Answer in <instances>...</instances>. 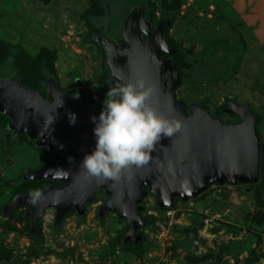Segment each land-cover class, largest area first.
<instances>
[{
    "label": "rangeland",
    "instance_id": "rangeland-1",
    "mask_svg": "<svg viewBox=\"0 0 264 264\" xmlns=\"http://www.w3.org/2000/svg\"><path fill=\"white\" fill-rule=\"evenodd\" d=\"M139 1L0 0V79L16 74L24 84L42 89L51 75L59 89L71 93L79 77L87 84L86 99L99 107L112 82L107 83L106 53L95 40L94 20L105 11L110 24L117 25L121 13ZM235 2L146 0L154 27L171 20L168 41L178 49L173 59L182 72L177 97L188 102L186 107L201 104L226 124L239 121L225 113L227 101L252 103L262 115V151L264 37L256 40L261 26L257 30L248 21L254 15L264 19V0H251L253 10L237 8ZM8 119L0 112V131ZM20 139L7 144L0 133V264H264L261 173L257 183H214L188 200L176 197L174 207L164 209L148 193L142 203V239L135 244L125 239L126 220L110 211L98 213L109 197L104 188L83 215L72 208L57 220V209L47 207L39 221H32L30 207L18 197L65 183L24 182L26 169L52 159L25 135ZM240 208L247 218L239 217Z\"/></svg>",
    "mask_w": 264,
    "mask_h": 264
},
{
    "label": "water",
    "instance_id": "water-1",
    "mask_svg": "<svg viewBox=\"0 0 264 264\" xmlns=\"http://www.w3.org/2000/svg\"><path fill=\"white\" fill-rule=\"evenodd\" d=\"M170 25L171 20L164 18L153 29L145 12H134L124 21V43L118 44L105 34L96 36L95 40L105 50L112 83H126L138 74L144 75L156 86L150 102L165 115L180 117L182 129L173 137H163L146 164L130 167L115 182L100 183L87 176L80 167L84 156L71 158L67 164L56 161L53 165L27 170L23 181L50 179L65 183L60 188L49 187L37 204H32L27 195L18 197L19 202L30 207L32 221H39L47 207L57 209V220L72 208L83 215L85 206L104 188L109 197L98 213L110 211L120 220H126L125 239H133L137 244L142 239L140 228L145 225L142 203L148 193L153 194L158 206L164 209L174 207L176 197L188 200L214 183L259 181L258 116L252 104H239L234 99L227 101L225 113L239 118L238 122L230 124L214 117L199 103L192 102L186 107L185 100L176 94L182 83L180 70L170 57L163 58L178 52L168 41ZM75 81L78 90L73 94L59 89L55 81H48L44 84L45 97L40 90L22 85L16 79H0V106L4 103L8 110L1 111L12 118L23 119L38 139V146L63 155L71 151L89 152L96 144L93 131L96 122L92 116L98 117L102 109L85 100L89 93L85 81L79 77ZM71 113L76 114L74 123Z\"/></svg>",
    "mask_w": 264,
    "mask_h": 264
},
{
    "label": "clouds",
    "instance_id": "clouds-1",
    "mask_svg": "<svg viewBox=\"0 0 264 264\" xmlns=\"http://www.w3.org/2000/svg\"><path fill=\"white\" fill-rule=\"evenodd\" d=\"M155 91L156 86L141 74L126 83H112L99 116H92L96 144L80 163L87 176L100 183L118 181L130 167L146 164L163 137L182 129L180 117L167 116L150 102ZM70 115L74 123L76 114ZM27 195L37 204L44 192L37 187Z\"/></svg>",
    "mask_w": 264,
    "mask_h": 264
},
{
    "label": "flooded vegetation",
    "instance_id": "flooded-vegetation-1",
    "mask_svg": "<svg viewBox=\"0 0 264 264\" xmlns=\"http://www.w3.org/2000/svg\"><path fill=\"white\" fill-rule=\"evenodd\" d=\"M134 12L135 13L136 12H145L146 13V16H147V20H149L151 22V20L148 18L150 9H149V7H148V5L146 3V0H140L139 2H133L132 3V6H130L127 10H125V11H123L121 13V16L119 17V20H118L117 25L110 24V22L112 23L111 20L108 22V24H106L102 20H97V26L99 28L98 35L105 34L106 36H108L109 38H111L112 40H114L118 44L124 43V40H123V37H122V30H123V26H124V21H125V18L130 13H134ZM152 26H153V23H152ZM156 27H157V25H156ZM156 27L153 26V29H156ZM94 35H97V34H94ZM144 39L147 40V37L144 36ZM163 58H167V56L166 57H163ZM109 74H110V72H109ZM110 77H111V75H110ZM8 78H10V79L11 78L12 79H16V80L19 81V83H21L20 78L16 74H12L11 76H9L7 74L6 77L4 78V80H6ZM53 79L54 78H52L51 75H48L47 78H46V81L43 82L42 89H38V90L41 91V93H42L43 96L47 97V92L44 89V84L47 83L48 81L53 80ZM112 80L113 79L111 78V82H112ZM75 85H76V90L74 92H71V93H68V94H73V93L77 92L78 85H77L76 81H75ZM85 100L87 102H89V103L95 104L94 102L88 101V99H85ZM3 104H1V106H0V112H2L1 110L8 111L3 106ZM99 107L101 109L103 108V102H102V105H100ZM2 108H4V109H2ZM4 115L7 116V118H9V119H8V122L6 123V125L3 127V130L0 131V133L3 135V138L6 140L7 144L13 143L15 141L16 142H20L21 141V139H20L21 136H24L25 135L26 138L29 140V142L33 143L37 148H41L40 150H43V152L48 155L49 159H52L51 163L44 162L39 167H37L35 169H31V170L39 169L44 164L53 165L56 161H59L62 164H67L71 158H73V159H77L78 158L79 159V158H82L84 156V154H85V153H78L76 151H71L69 155H63V154H60V153H55L53 151H50L46 146H38V143H37L38 139H36L34 137L35 134L29 129L31 131V134L33 135V137L31 136V138H30V135L31 134H30V132L28 130V126L25 124V121L23 119H21L18 116L12 118L9 115H6V114H4ZM27 170H30V169H26L25 170V173H26ZM62 186H64V185L62 184V185H60L58 187H56L54 185H50V186H48L46 188V190L49 187L60 188Z\"/></svg>",
    "mask_w": 264,
    "mask_h": 264
},
{
    "label": "trees",
    "instance_id": "trees-1",
    "mask_svg": "<svg viewBox=\"0 0 264 264\" xmlns=\"http://www.w3.org/2000/svg\"><path fill=\"white\" fill-rule=\"evenodd\" d=\"M105 10V9H104ZM97 20H102L103 22H105L106 24L109 22V20H107V13L104 11V13H103V17H97V18H95V22H94V24H96L97 23ZM107 21V22H106ZM92 40L94 41V42H96L95 40H94V38L92 37ZM169 42H170V40H169ZM171 44V43H170ZM102 49H103V47L102 46H100ZM104 50V49H103ZM179 52H177L175 55H177ZM167 57H170L171 59H172V61H173V64L175 65V66H177L178 67V65L176 64V62L174 61V59H173V56H167ZM179 68V70H180V67H178ZM107 69V68H106ZM180 74H181V77H182V72H181V70H180ZM107 75H108V80H107V83L109 84L110 83V80H111V77H110V74H109V71H108V69H107ZM47 77L45 76V78L44 79H46ZM20 81H21V83L23 84V85H25V86H28V87H31V88H35V87H33V86H29V85H26V84H24L23 82H22V80L20 79ZM46 81V80H45ZM110 86H107V90H108V88H109ZM40 89V88H39ZM103 101H104V99H103ZM187 101H185V106H187ZM252 104V103H251ZM223 107H225V104H224V106ZM252 109H253V104H252ZM253 112H255L254 111V109H253ZM255 114L258 116V123H257V134H258V137L260 136V131H259V123L261 122V120H262V115L261 114H259L258 112H255ZM259 147H260V151H261V145H260V143H259ZM260 173H261V175H262V177L264 178V150H262L261 151V155H260ZM33 181H36V180H33ZM24 182H26V181H24ZM17 186V185H16ZM237 214H239L240 216V218H242V219H244V218H247L248 216L243 212V210L240 208L239 209V211L237 212ZM257 221H259V220H257Z\"/></svg>",
    "mask_w": 264,
    "mask_h": 264
},
{
    "label": "crops",
    "instance_id": "crops-1",
    "mask_svg": "<svg viewBox=\"0 0 264 264\" xmlns=\"http://www.w3.org/2000/svg\"><path fill=\"white\" fill-rule=\"evenodd\" d=\"M249 2H251V0H242V2H241V0H236V6H237V8H239V7H243V8H251V10H253L254 9V7L249 3ZM240 3H242V5H240ZM240 5V6H239ZM256 8V7H255ZM252 16V15H251ZM254 19H256V20H254ZM252 21V22H251ZM249 23H254L255 24V26H256V29L258 30L259 29V27L261 26V28H260V34L262 35L261 37H259V38H257L256 37V40L257 39H261V38H263L264 37V19H260V18H256V16L254 15L253 16V18H251V20H249L248 21ZM252 26H254L253 24H252ZM212 186V185H211Z\"/></svg>",
    "mask_w": 264,
    "mask_h": 264
},
{
    "label": "built area",
    "instance_id": "built-area-1",
    "mask_svg": "<svg viewBox=\"0 0 264 264\" xmlns=\"http://www.w3.org/2000/svg\"><path fill=\"white\" fill-rule=\"evenodd\" d=\"M171 214H172V211H171V210H169V211H168V215H171Z\"/></svg>",
    "mask_w": 264,
    "mask_h": 264
}]
</instances>
